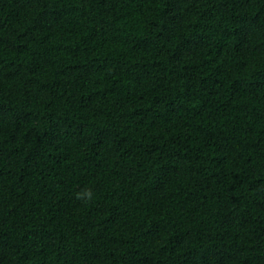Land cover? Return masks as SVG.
Listing matches in <instances>:
<instances>
[{
	"label": "trees",
	"instance_id": "1",
	"mask_svg": "<svg viewBox=\"0 0 264 264\" xmlns=\"http://www.w3.org/2000/svg\"><path fill=\"white\" fill-rule=\"evenodd\" d=\"M0 264H264V0H0Z\"/></svg>",
	"mask_w": 264,
	"mask_h": 264
},
{
	"label": "clouds",
	"instance_id": "2",
	"mask_svg": "<svg viewBox=\"0 0 264 264\" xmlns=\"http://www.w3.org/2000/svg\"><path fill=\"white\" fill-rule=\"evenodd\" d=\"M97 198V194L90 188L83 189L75 194V199L82 202L85 206L94 203Z\"/></svg>",
	"mask_w": 264,
	"mask_h": 264
}]
</instances>
